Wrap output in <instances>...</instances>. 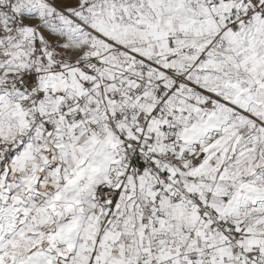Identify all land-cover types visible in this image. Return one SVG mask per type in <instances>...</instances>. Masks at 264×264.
<instances>
[{
    "label": "snow or ice",
    "instance_id": "6c2138e0",
    "mask_svg": "<svg viewBox=\"0 0 264 264\" xmlns=\"http://www.w3.org/2000/svg\"><path fill=\"white\" fill-rule=\"evenodd\" d=\"M0 264H264V0H0Z\"/></svg>",
    "mask_w": 264,
    "mask_h": 264
}]
</instances>
